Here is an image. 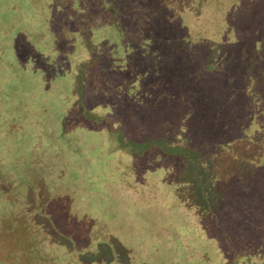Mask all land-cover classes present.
Here are the masks:
<instances>
[{"label":"rangeland","instance_id":"1","mask_svg":"<svg viewBox=\"0 0 264 264\" xmlns=\"http://www.w3.org/2000/svg\"><path fill=\"white\" fill-rule=\"evenodd\" d=\"M250 1L256 0H239L235 15L248 17ZM184 3L0 0V63H5L0 82L11 91L0 85V169L4 165L14 174L30 176L26 182L19 176L0 183V264H248L230 259L227 239L237 245L247 241L242 232L257 227L264 233V226L245 228L249 222L244 219L254 209L239 198L240 178L233 170L238 165L226 168L200 159L194 146L174 138L177 128L165 138L156 134L160 128L155 125L133 134L122 128L112 131L109 122L95 118L96 126L84 122L80 131L66 113L67 103L76 98L73 90L89 84L95 85L92 94L98 102L120 112L115 102L124 103L122 95L115 98L114 93H139V99L149 96L152 104L160 98L170 111L166 121L190 128L196 137V121L186 118L177 99L186 96L184 87L190 83L197 99L193 103L204 119L210 86L200 79L201 88L192 79L185 31L193 19L179 10ZM103 5H112L113 11H102ZM186 8L193 12L191 3ZM97 16L102 31L86 30ZM146 18L154 20L152 29H144ZM90 33L94 45L86 43ZM161 35L168 44L162 52ZM104 37L114 43L122 39L123 63L115 53L107 63L120 79L101 80L79 65L100 52ZM203 39L200 33L193 38L201 48ZM202 56L193 60L203 68ZM180 75L188 84H180ZM121 79L127 82L118 83ZM201 93L206 100L202 106ZM41 96L45 108L40 107ZM19 101L30 104L28 114L20 103L19 116L14 115ZM40 125L35 132L25 128ZM186 135L183 139H189ZM16 155L22 157L19 163ZM262 256L257 264H264Z\"/></svg>","mask_w":264,"mask_h":264},{"label":"trees","instance_id":"2","mask_svg":"<svg viewBox=\"0 0 264 264\" xmlns=\"http://www.w3.org/2000/svg\"><path fill=\"white\" fill-rule=\"evenodd\" d=\"M188 2L189 0H187V3H184L185 6L178 9L183 12H189V15L193 19L191 29L185 31L187 49L191 58V64L194 67L192 79L201 88L204 85L210 86L209 102L203 107V109L205 108L204 119H200L202 110L197 108L196 104L193 103L197 99L194 98L195 95L191 90L192 85L190 83L184 87L185 92H187L186 96L182 99H177L180 102V106H185L181 108L185 110L186 118L196 121V137L193 136V131L190 128L187 129L184 126L175 127L166 121L167 113L170 111L164 108V104L161 103L160 98L152 104L153 100L148 98L149 96H146L145 99H139V93H133L129 97L126 92L118 91V93H114V96L116 98L122 95L120 98L123 99L124 103L114 102L122 109L120 112L114 109V107L113 109L108 107L104 101L98 102L92 94V88L95 85L90 84H84L86 87H81L77 91L76 89L73 90V95L76 98L74 99V103H67V116L77 123V130L80 129L79 126L84 122L96 126L94 123L95 118L109 122L113 126L110 127L112 131H117L115 128H118V131L119 128H122L126 132L128 131L133 134H139L141 130H146L147 127L149 129L150 125H155L160 128L156 134L165 138L169 134L172 136V133L175 132L174 128H177L178 134L174 138L180 139L177 140L179 144L194 146L200 155V159L217 161L226 168L231 165H238L233 170L237 172L236 175L240 178L236 184L239 198H242L247 207L254 209L244 219L246 222H249L245 228L252 229L255 225L264 226V0L250 1L249 5L251 8L248 12L251 13L248 14V17L243 13L235 15L239 11V0H230L228 1L229 3L222 0H192L190 3L193 7L191 8L193 12L188 11V8H186V4H190ZM153 4L150 1L149 5L153 6ZM167 5L169 6V4ZM257 7L259 11L256 10ZM109 8H112V5L101 6L102 11L106 13L113 11ZM169 8L175 7L170 6ZM83 20L85 22L89 19L83 18ZM92 20V24L86 30L93 31V28L96 29L97 27L98 32L102 31L103 27L99 25V16L94 17ZM150 20V18L144 20V29H152L150 24L154 20L152 22ZM109 21H112L111 16H109ZM225 22H228V25H225ZM110 26L113 27L114 25H109L106 28L110 29ZM190 32H192V35L194 33V36L197 33L203 36V48L199 44L194 43V36L190 35ZM90 34L92 35L91 38L90 35H85L87 36L86 43L94 45L91 40L95 35ZM160 38L162 40L160 51L162 52V50L167 49L168 44L163 35ZM103 40V45L98 42L101 46L100 52H96V56H91L86 60L82 58L83 61L79 65H84V68L88 67L89 74L90 72L92 74L96 73V76L101 80L105 79L107 81V78L120 79L118 74L116 76L113 74L115 71H112L111 65L107 63L109 62L110 55L113 53H115L113 56L117 60L119 59L118 63H123V60L120 59L122 55L120 53L123 44L122 39L116 43L110 42L107 37H104ZM111 45L112 48H109ZM109 51L111 52L107 53ZM0 53H3L1 48ZM196 55H203V59L206 57V60L203 61V68L198 67V63H194L195 60L193 59ZM219 61L220 63H218ZM89 63L96 64L89 65ZM7 64L10 65V63ZM3 67H5V63H0V71H2ZM164 70L173 74L170 68H165ZM200 70L203 73L202 75L199 72ZM178 72H182V70ZM164 75L168 77L172 76L167 73ZM177 78H180V84H188L181 75ZM200 79L204 85L200 82ZM123 82L127 81L121 79L118 83ZM38 83H45L47 85V82L44 80ZM0 85L4 88L5 92L11 93V91L5 89L6 84L0 82ZM113 87L119 89V84L114 83ZM21 95L25 97L28 93L23 92ZM45 100L44 96L39 98L41 108H43L41 104H43L44 108L47 107ZM199 100L201 101L200 106L206 103V100L203 102L202 93ZM11 103L14 104V102ZM20 103L26 104L24 107L27 109L26 112L28 114L31 109L30 104L27 101H19L15 105V109L17 110L14 112V115L19 116V112H21ZM156 104L161 107L159 109H156L158 107L154 108ZM29 120L32 119L30 118ZM198 120H202V123H199ZM169 121H173V118L170 117ZM206 121L208 125H206ZM35 122H38L36 118ZM161 122L162 125H160ZM25 128L26 130H33L35 132L41 128V125L38 128L35 127V129H33V126L31 129ZM183 135H186L189 139H183ZM20 157V155H16L18 163L20 162ZM24 163H27V160ZM21 172V175H17L18 173L14 174L12 170L2 165V170L0 169V183L14 182V178L18 180L19 176L26 182V178H30V176L28 177L24 171ZM258 232L260 235H258ZM261 232L263 231L257 227H254L249 232H242L243 237L247 241H240L237 245L233 243L234 241H229L226 238L227 244L230 245V247L229 245L227 246L228 252H231L230 259L237 257L239 261L247 260L248 264H257L258 259L262 255L264 258V233ZM230 233L236 236V233ZM240 244H243V246L240 247ZM230 262L232 263V261Z\"/></svg>","mask_w":264,"mask_h":264}]
</instances>
